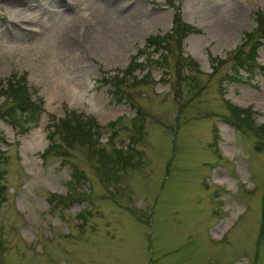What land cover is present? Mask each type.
Segmentation results:
<instances>
[{
  "label": "rangeland",
  "instance_id": "obj_1",
  "mask_svg": "<svg viewBox=\"0 0 264 264\" xmlns=\"http://www.w3.org/2000/svg\"><path fill=\"white\" fill-rule=\"evenodd\" d=\"M174 11L194 31L147 46ZM258 17L264 0H0V86L24 76L39 107L0 116V264H264V134L233 114L264 124V38L257 67L233 58ZM60 119L94 145L55 132L42 159Z\"/></svg>",
  "mask_w": 264,
  "mask_h": 264
},
{
  "label": "trees",
  "instance_id": "obj_2",
  "mask_svg": "<svg viewBox=\"0 0 264 264\" xmlns=\"http://www.w3.org/2000/svg\"><path fill=\"white\" fill-rule=\"evenodd\" d=\"M172 17V25L173 28L170 33L165 34L163 36H151L145 39V44L147 46H154V47H161L162 43H165L168 38L171 37L172 33H175L177 36L184 37L187 34L194 31V29L185 23L180 22L178 12L174 11ZM255 35L253 36L252 32L244 33L243 37L240 40V43L235 49V54L233 56L236 66H243L244 69L247 71L248 68L257 67V64L254 60L256 57L255 54V47L260 44L259 38H264V17L257 18V27L254 30ZM249 42L252 45L246 50L243 51V47L248 44ZM218 61H220L218 59ZM194 63V62H193ZM140 64V63H139ZM178 66L176 65V70ZM260 70H264V67H259ZM125 74H130L131 70L126 68L124 70ZM24 76L16 77L14 74H11L7 77L5 84L0 86V93L4 95L5 99L8 100L6 104H0V116L4 118L6 122H8L12 127H19L25 126L26 122L31 119L32 121L37 120V115L39 113V107L34 104L30 96L27 92V88L23 83ZM116 92V88L113 89ZM138 108V107H137ZM234 111L233 114L240 116L241 113V122L245 124V126H251L252 132L255 137H262L264 134V124L254 126L252 123L251 112L248 108H238L233 107ZM34 116V117H33ZM29 117V118H28ZM139 120L142 124V113H138L136 109V116L133 120ZM236 126H239L237 122L234 123ZM55 128H52L48 132V139L50 141L49 147L43 152L42 159H44V155L49 153V149L54 144L51 142L52 136L55 132H58L62 135L63 139L66 141V146H70L71 139H74V134H78V141L86 146H93L94 142L92 141L91 135L93 133V127L88 124L87 121L82 120H75L74 122H70L69 119L64 120L60 119L54 124ZM1 140V139H0ZM57 155H64L62 151L55 152ZM100 156L104 157V154L100 152ZM123 156L120 152H115L114 157L123 161ZM124 160H127V157L124 156ZM1 162V156H0ZM75 171V170H73ZM72 176L75 179V182L78 178L77 172H72ZM1 177V172H0ZM3 186L0 184V199H2V190ZM70 192H67L65 196L61 199H67ZM261 225H264V211L262 216Z\"/></svg>",
  "mask_w": 264,
  "mask_h": 264
},
{
  "label": "bare ground",
  "instance_id": "obj_3",
  "mask_svg": "<svg viewBox=\"0 0 264 264\" xmlns=\"http://www.w3.org/2000/svg\"><path fill=\"white\" fill-rule=\"evenodd\" d=\"M82 14H83V13H82ZM54 31H55V30H54ZM54 31H53V32H54ZM55 32H56V31H55ZM55 32H54V33H55Z\"/></svg>",
  "mask_w": 264,
  "mask_h": 264
}]
</instances>
